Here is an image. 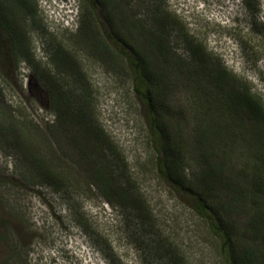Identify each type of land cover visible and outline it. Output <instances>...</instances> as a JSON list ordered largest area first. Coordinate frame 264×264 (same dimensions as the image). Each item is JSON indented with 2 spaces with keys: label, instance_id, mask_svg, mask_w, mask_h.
Segmentation results:
<instances>
[{
  "label": "rangeland",
  "instance_id": "1",
  "mask_svg": "<svg viewBox=\"0 0 264 264\" xmlns=\"http://www.w3.org/2000/svg\"><path fill=\"white\" fill-rule=\"evenodd\" d=\"M247 1L130 0L128 8L156 27V17H162L176 53L193 62L185 41L201 44L264 101V0H251L250 7ZM37 3L40 11L30 18L27 37L34 59L29 63L21 57L24 63L19 60L12 79L0 72V107L20 122L32 120L54 158L71 173L60 190L54 189L34 173L24 149L5 139L10 133L0 134V264H171V249L181 264H217L205 223L155 171L144 108L127 75L106 64L105 55L97 57L93 43L73 39L78 22L70 20L68 2ZM72 4L78 7L79 0ZM57 47L66 57L71 52L75 62L57 65L52 59ZM81 75L90 93L87 113L106 140L91 158L53 130V91L72 96ZM186 95L177 91L173 105L191 113ZM97 155L119 185L149 205L151 226L132 207L106 201L91 168Z\"/></svg>",
  "mask_w": 264,
  "mask_h": 264
},
{
  "label": "trees",
  "instance_id": "2",
  "mask_svg": "<svg viewBox=\"0 0 264 264\" xmlns=\"http://www.w3.org/2000/svg\"><path fill=\"white\" fill-rule=\"evenodd\" d=\"M129 1L79 0L73 39L93 43L97 57L105 55L101 58L106 64L129 78L131 90L144 108L146 142L152 149L155 171L205 223L216 263L264 264L263 99L201 44L188 38L185 41L193 62L176 53L166 35L167 22L156 17L157 27L147 24L131 12ZM250 2L245 6L250 7ZM39 11L37 0H0V72L6 78L12 79L21 57L29 63L34 59L27 37L30 18ZM66 54L57 47L52 59L66 67L67 61L75 62L71 52ZM80 77L79 89L72 96L50 91L57 97L52 99L53 130L62 131L63 138L91 158L106 140L87 113L90 93L86 78ZM177 91L187 94L184 102L191 113L173 105ZM0 111V134L7 137L10 133L5 139L11 146L24 149L34 173L60 190L71 172L60 158H54L44 132L24 115L20 122L1 107ZM73 125L74 130L69 127ZM99 158H92L91 168L106 201L132 207L142 223L151 226L149 205L119 185ZM191 162L194 170L190 169ZM169 242L171 247L173 242ZM172 250H168L169 261L178 264L180 256Z\"/></svg>",
  "mask_w": 264,
  "mask_h": 264
},
{
  "label": "clouds",
  "instance_id": "3",
  "mask_svg": "<svg viewBox=\"0 0 264 264\" xmlns=\"http://www.w3.org/2000/svg\"><path fill=\"white\" fill-rule=\"evenodd\" d=\"M70 4L69 16L72 21L74 17L78 16V7H75L74 4L71 5V0H65Z\"/></svg>",
  "mask_w": 264,
  "mask_h": 264
},
{
  "label": "bare ground",
  "instance_id": "4",
  "mask_svg": "<svg viewBox=\"0 0 264 264\" xmlns=\"http://www.w3.org/2000/svg\"><path fill=\"white\" fill-rule=\"evenodd\" d=\"M73 19L75 20V23L78 22V16L74 17ZM76 27H77V25H76Z\"/></svg>",
  "mask_w": 264,
  "mask_h": 264
}]
</instances>
